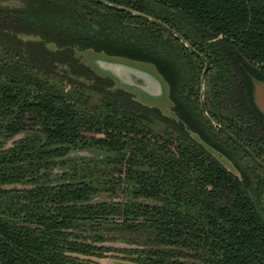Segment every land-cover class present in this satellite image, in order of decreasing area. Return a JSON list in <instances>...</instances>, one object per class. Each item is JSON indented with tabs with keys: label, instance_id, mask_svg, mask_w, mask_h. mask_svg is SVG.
Instances as JSON below:
<instances>
[{
	"label": "trees",
	"instance_id": "1",
	"mask_svg": "<svg viewBox=\"0 0 264 264\" xmlns=\"http://www.w3.org/2000/svg\"><path fill=\"white\" fill-rule=\"evenodd\" d=\"M15 1L0 3V264H100L74 254L100 256L110 247L96 242L117 238L107 231L141 245L123 250L142 264H264V170L199 103L205 58L207 115L264 165L248 97L249 74L264 80V0H105L168 29L99 0ZM74 47L153 63L174 116ZM80 148L99 154L68 156Z\"/></svg>",
	"mask_w": 264,
	"mask_h": 264
},
{
	"label": "water",
	"instance_id": "2",
	"mask_svg": "<svg viewBox=\"0 0 264 264\" xmlns=\"http://www.w3.org/2000/svg\"><path fill=\"white\" fill-rule=\"evenodd\" d=\"M100 2H103L106 5H109L113 8L117 9H123L125 11H128L130 13L139 15L143 18H146L150 21H153L164 28L168 29V26H166L161 21L150 17L147 14L137 12L135 10H132L130 8H126L123 6H120L118 4L110 3L105 0H99ZM175 36H177L186 46L190 48V50L194 51L198 56H201L198 52H196L194 49H192L188 43H186L185 40H183L176 32H174L172 29H169ZM46 45H49L52 47L53 45L50 44V42L46 43ZM84 49H90L92 48H73V54L74 56L78 57L79 61H81L83 64L87 65L90 69H92L97 75L100 76H107L113 81L112 87L121 88L129 93H131V96L134 100L140 102L141 104L147 105V106H154L158 108L161 113L168 115V116H174L171 111V105L172 102L168 97V86L166 81L163 79L161 74L157 71L153 63L149 61L144 60H138L133 58H128L124 56H119L115 54H107L103 51H96L100 53V56H93L92 62L82 60L78 56L79 51H83ZM103 55V56H102ZM204 65L200 73V84H199V103H200V109L202 113L205 115V117L213 124V126L216 128V130L226 137H228L230 140H232L235 144H237L249 157L250 159L260 166L264 170V165L256 159L251 151L244 146L236 137H234L230 132H228L226 129H224L223 126H221L218 123H215L211 120V118L207 115L205 108H204V102H203V81H204V73L208 66V62L205 58ZM251 77H258L253 74H249ZM248 76V78H249ZM262 79V78H261ZM250 83V79H249ZM135 92V93H134ZM165 98L164 100L168 101L169 110L165 111L163 110L158 104L150 102V99L154 98ZM264 102V101H263ZM256 106V105H255ZM264 115V112L261 108L256 106ZM21 135V133L15 134L9 139V143L7 145L4 144L3 147H6L10 145V141L14 138H17ZM191 136L195 138L196 141L202 144V146L215 158L217 159L222 165H224L227 169L232 171L233 173L237 174V170L231 163V161L218 152L216 149L209 146L207 143H205L201 138L198 137L196 133L191 132ZM13 184H9L6 186H11ZM261 203L264 206V191L262 192L261 196ZM77 256H80L81 258L89 259V257H93L92 255H83V254H74Z\"/></svg>",
	"mask_w": 264,
	"mask_h": 264
},
{
	"label": "rangeland",
	"instance_id": "3",
	"mask_svg": "<svg viewBox=\"0 0 264 264\" xmlns=\"http://www.w3.org/2000/svg\"><path fill=\"white\" fill-rule=\"evenodd\" d=\"M100 55H101L100 53L90 50V49H84L83 51L81 50L78 53V56L80 57V59L86 60L89 62H92L93 56L96 57ZM249 79H250V83L248 85V97L254 105L261 108L262 111L264 112V102H263L264 101V80L259 77H251V76H249ZM164 99L161 97L154 98V99H150V102L156 103L163 110L168 111L169 110L168 101ZM8 143H9V139L5 140L4 144L7 145ZM97 154L99 153L96 150L80 148V149L71 150L68 153V156L70 157H76V156H81V155L92 156V155H97ZM59 169L60 168H55L54 170H59ZM99 195L101 197H99ZM121 195L122 194L119 193V190H117L116 195H115L117 197L113 196L111 198L110 196H107L106 193H102V194H95L92 196V198L94 200H100V199L117 200ZM107 232L108 234H112L113 236L117 238L108 237L107 239L103 241L96 242V244H103V245L109 246L110 249L104 250L100 256L94 255L93 257H89V260L100 263V264H142V263H138V262L131 260L129 252L123 250L124 248L126 249L139 248L141 245L125 242V240L118 238V236H120V233H117L114 231H107Z\"/></svg>",
	"mask_w": 264,
	"mask_h": 264
},
{
	"label": "flooded vegetation",
	"instance_id": "4",
	"mask_svg": "<svg viewBox=\"0 0 264 264\" xmlns=\"http://www.w3.org/2000/svg\"><path fill=\"white\" fill-rule=\"evenodd\" d=\"M0 3L3 4V5H15V4H18L17 1L15 0H0ZM28 36H23L22 39H27ZM33 38H36V37H33ZM50 44L53 45V43L50 42ZM46 47L48 48H55V46L53 45L52 47H50L49 45H46Z\"/></svg>",
	"mask_w": 264,
	"mask_h": 264
}]
</instances>
